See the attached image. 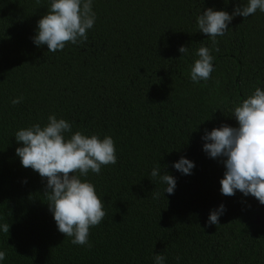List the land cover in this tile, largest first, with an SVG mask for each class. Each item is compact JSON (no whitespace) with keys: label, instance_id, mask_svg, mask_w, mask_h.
I'll return each mask as SVG.
<instances>
[{"label":"trees","instance_id":"16d2710c","mask_svg":"<svg viewBox=\"0 0 264 264\" xmlns=\"http://www.w3.org/2000/svg\"><path fill=\"white\" fill-rule=\"evenodd\" d=\"M247 2L92 0L87 40L53 53L33 39L51 0H0V264H155L157 254L164 264H264V222L256 221L264 204L239 190L221 193L225 165L202 139L205 130L238 127L234 102L264 89V12L235 16L216 38L218 52L197 26L207 8L232 13ZM201 46L213 71L196 83L191 67ZM52 114L72 133L115 142L117 162L81 177L106 212L90 228L91 247L58 230L46 179L16 154L15 133L43 127ZM181 157L194 162L191 174L174 167ZM165 172L176 179L172 194ZM221 204L220 224L209 226Z\"/></svg>","mask_w":264,"mask_h":264},{"label":"clouds","instance_id":"9594fccd","mask_svg":"<svg viewBox=\"0 0 264 264\" xmlns=\"http://www.w3.org/2000/svg\"><path fill=\"white\" fill-rule=\"evenodd\" d=\"M257 9L264 12V0H248L246 5H237L232 13L227 10L207 8L197 17L199 31L211 37L212 45L218 44L217 37L223 36L235 16L245 18ZM95 22L92 0H51L50 8L38 21L34 43L47 45L49 52L63 50L67 43L77 44L86 41L88 30ZM179 52L188 53L187 46ZM218 52L219 48L215 47ZM198 59L191 67V80L198 83L210 79L214 57L208 47L201 46L196 52ZM12 103H20V98ZM233 116L238 127L227 124L205 130L202 137L206 143L203 150L211 158H221L226 171L221 179V193L233 196L239 190L245 196L255 197L264 204V89L255 90L242 102H234ZM72 133V125L65 119L49 115L43 127L37 123L21 128L15 133L22 146L16 154L24 168L46 179L44 193L49 209L53 213L58 230L72 238L74 245H88L90 228L98 226L106 215L101 198L95 186L88 180L89 171L100 174L101 167L117 162L116 147L111 136L101 139L98 135H85L80 131ZM174 167L183 174H191L193 161L181 157ZM160 170L153 168L151 177L159 176ZM167 185L166 192L174 193L176 179L165 172L160 177ZM226 211L225 205L213 209L208 218L209 226L220 224L219 217ZM4 233H9L10 225H2ZM6 252L0 251V261L5 260ZM155 264H164L165 257L155 256Z\"/></svg>","mask_w":264,"mask_h":264},{"label":"water","instance_id":"95a60500","mask_svg":"<svg viewBox=\"0 0 264 264\" xmlns=\"http://www.w3.org/2000/svg\"><path fill=\"white\" fill-rule=\"evenodd\" d=\"M257 222H264V218L260 219L259 217L256 218Z\"/></svg>","mask_w":264,"mask_h":264}]
</instances>
